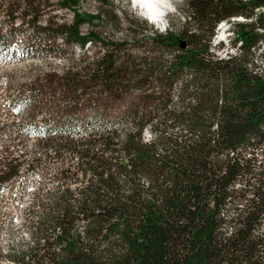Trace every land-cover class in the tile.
<instances>
[{
    "label": "trees",
    "instance_id": "1",
    "mask_svg": "<svg viewBox=\"0 0 264 264\" xmlns=\"http://www.w3.org/2000/svg\"><path fill=\"white\" fill-rule=\"evenodd\" d=\"M50 1L0 0L11 23L28 10L22 57L48 58L6 86L0 190L39 175L9 264H264V0H185L181 30L128 25L132 42L83 32L99 14L40 25Z\"/></svg>",
    "mask_w": 264,
    "mask_h": 264
},
{
    "label": "rangeland",
    "instance_id": "2",
    "mask_svg": "<svg viewBox=\"0 0 264 264\" xmlns=\"http://www.w3.org/2000/svg\"><path fill=\"white\" fill-rule=\"evenodd\" d=\"M164 8L167 12L165 24L159 25L146 17L140 6L136 4L134 7L133 0H107L105 4L98 0H81L73 9L62 8L58 0H51L41 9L40 25H44L47 18H50L53 22L71 23L74 19L75 10L87 15L99 14L100 18H96L93 23L87 21L82 24L81 29L83 32L93 28L101 31L109 39H128L132 42V34H130L128 25H153L159 31H164L167 27L175 30L183 28L187 16L185 0H169V4ZM27 11L20 14L18 12L17 14L20 17L14 23H11V18L8 14H4L5 12L0 14V27L3 28V32L8 30L5 39H3L2 48L7 44L10 51H12L6 53L3 49L0 50V104L2 103L0 123L10 124L21 119L5 105V102L12 98L10 94L14 93L6 86L10 84L15 87L30 81L37 72V65L42 63L41 59H48L45 54L36 57V59L29 55L23 58L22 53H20L21 44H25L34 35L32 26L27 22L30 17L25 15V13H28ZM225 27L224 25L218 26L217 40L215 41L224 44L222 49H217L218 54L222 53L223 55L234 50L230 41L233 37L232 33L228 32ZM57 40L62 43L61 38H57ZM75 50L79 52L77 46ZM255 59L258 65H262V61H264V42L257 50ZM11 127L13 128V125ZM11 134L14 136L12 131L2 132L0 140L10 138ZM30 137V140H33L34 136L31 135ZM38 179L39 175L34 174L26 182V185L19 183L14 187L8 186L4 190H0V264H9L6 254L11 248L23 247L31 242L30 229L24 212L30 202L32 189Z\"/></svg>",
    "mask_w": 264,
    "mask_h": 264
},
{
    "label": "bare ground",
    "instance_id": "3",
    "mask_svg": "<svg viewBox=\"0 0 264 264\" xmlns=\"http://www.w3.org/2000/svg\"><path fill=\"white\" fill-rule=\"evenodd\" d=\"M145 3L152 5V9L149 10L148 8L143 7L142 5ZM168 4L169 0H139L137 3V5L143 9V14L159 25L165 24L166 10L164 7Z\"/></svg>",
    "mask_w": 264,
    "mask_h": 264
},
{
    "label": "clouds",
    "instance_id": "4",
    "mask_svg": "<svg viewBox=\"0 0 264 264\" xmlns=\"http://www.w3.org/2000/svg\"><path fill=\"white\" fill-rule=\"evenodd\" d=\"M138 2H139V0H133V6L135 7V5H136ZM142 6L145 7V8H148L149 10H151L152 7H153L152 5H149V4H147V3L143 4ZM165 6H167V5H165Z\"/></svg>",
    "mask_w": 264,
    "mask_h": 264
},
{
    "label": "built area",
    "instance_id": "5",
    "mask_svg": "<svg viewBox=\"0 0 264 264\" xmlns=\"http://www.w3.org/2000/svg\"><path fill=\"white\" fill-rule=\"evenodd\" d=\"M225 24V22H222L220 25H224ZM221 56H225L227 53H225L224 55L222 54V53H219ZM261 66H263L264 67V61H262V65Z\"/></svg>",
    "mask_w": 264,
    "mask_h": 264
}]
</instances>
